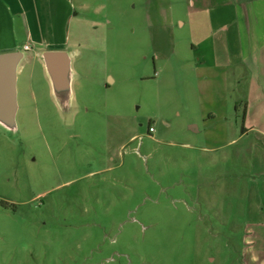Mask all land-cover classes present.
<instances>
[{"label":"rangeland","instance_id":"obj_1","mask_svg":"<svg viewBox=\"0 0 264 264\" xmlns=\"http://www.w3.org/2000/svg\"><path fill=\"white\" fill-rule=\"evenodd\" d=\"M74 7L71 95L21 61L0 121V264H264V0Z\"/></svg>","mask_w":264,"mask_h":264},{"label":"crops","instance_id":"obj_2","mask_svg":"<svg viewBox=\"0 0 264 264\" xmlns=\"http://www.w3.org/2000/svg\"><path fill=\"white\" fill-rule=\"evenodd\" d=\"M75 17L74 0H0V54L20 52V62L36 59L45 72L43 53L62 51L68 22ZM15 90L17 100L16 84Z\"/></svg>","mask_w":264,"mask_h":264},{"label":"water","instance_id":"obj_3","mask_svg":"<svg viewBox=\"0 0 264 264\" xmlns=\"http://www.w3.org/2000/svg\"><path fill=\"white\" fill-rule=\"evenodd\" d=\"M22 54H0V121L11 123L16 113V68ZM45 72L52 80L53 90L59 98L71 95L70 59L63 51H46L42 55Z\"/></svg>","mask_w":264,"mask_h":264},{"label":"built area","instance_id":"obj_4","mask_svg":"<svg viewBox=\"0 0 264 264\" xmlns=\"http://www.w3.org/2000/svg\"><path fill=\"white\" fill-rule=\"evenodd\" d=\"M24 48H26V50H28V47L25 46ZM151 130H152V129L150 128V131H151Z\"/></svg>","mask_w":264,"mask_h":264}]
</instances>
